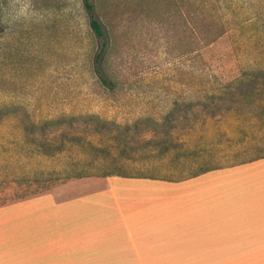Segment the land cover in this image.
<instances>
[{
    "label": "rangeland",
    "instance_id": "1",
    "mask_svg": "<svg viewBox=\"0 0 264 264\" xmlns=\"http://www.w3.org/2000/svg\"><path fill=\"white\" fill-rule=\"evenodd\" d=\"M90 2L94 14L84 0H0V106L34 121L96 115L126 124L142 118L139 133L116 135L135 149L120 158L111 147L115 133L106 129L87 136L101 149L68 144L47 156L26 143L17 119L6 118L0 121V206L63 195L80 180L75 174L113 171V159L123 175L186 177L264 153V90L241 99L229 114L205 117L214 107L190 112L182 105L187 118L175 128L153 121L174 102H195L211 87L264 68V0ZM92 15L112 25L106 54L112 87L97 71L103 39L90 27ZM195 20L201 28L209 24L203 37ZM197 35L200 43L193 42Z\"/></svg>",
    "mask_w": 264,
    "mask_h": 264
},
{
    "label": "crops",
    "instance_id": "2",
    "mask_svg": "<svg viewBox=\"0 0 264 264\" xmlns=\"http://www.w3.org/2000/svg\"><path fill=\"white\" fill-rule=\"evenodd\" d=\"M74 183L0 207V264H264V158Z\"/></svg>",
    "mask_w": 264,
    "mask_h": 264
},
{
    "label": "trees",
    "instance_id": "3",
    "mask_svg": "<svg viewBox=\"0 0 264 264\" xmlns=\"http://www.w3.org/2000/svg\"><path fill=\"white\" fill-rule=\"evenodd\" d=\"M85 7L89 12H95L94 4H91L90 0H84ZM205 21V20H203ZM194 30L198 29V32L204 31L206 26H209L208 23L203 22L204 26L201 28V24L198 21H194ZM90 27L94 32V35L100 39H103V44L100 53L96 58L97 71L100 75L101 81L103 85L107 87H112V76L110 74V69L106 66V54L110 49L109 38L110 32H113L112 25L107 18H95L94 15L91 17ZM111 28V29H110ZM202 33V32H201ZM108 34V35H107ZM213 34H210L212 37ZM216 35V34H215ZM214 35V36H215ZM221 34L215 36L211 41L214 42ZM203 37V33H202ZM204 39H208L204 38ZM210 41V40H209ZM194 43H200V39L194 36ZM264 90V68L261 69H250L246 70L242 73V75L232 78L228 82L222 84L219 87H211L209 90H206L205 96L199 98L197 101L184 102L183 104L179 102H174L172 104L171 109L168 113L164 114L160 120H153L158 126H162L166 128V126H170L168 129H173L178 126V123L183 121L184 117L181 107L185 105L188 111H194L195 108L204 107L211 108L212 110L206 112L205 117H217L220 115H225L233 112L237 107L238 103L241 99L250 98L253 93L256 91ZM242 101V100H241ZM264 103V102H263ZM250 105V104H249ZM264 105V104H263ZM226 107V108H224ZM264 107V106H263ZM224 108V109H223ZM14 117L18 120L22 132L24 134V139L26 143L33 147L36 151L43 155H56L63 153L67 150V145L70 146L84 144L87 143L89 147H92L96 150L97 146L94 145L93 141H87V136H95L100 135L102 131L108 129L110 130V134L115 133L113 139L116 141L114 143V149H116L120 155H123L120 158H128L129 156H124V153L131 151L134 148V144L132 142H121L119 137L116 136L117 132L120 130L122 133L126 135H134L139 133L140 124L143 122L142 118H138L133 122L126 124H117L115 121H108L101 119L96 115H86L81 116V119L76 117H59L50 120H40L34 121L31 120L28 116L22 115L19 110L12 108L10 106H0V121ZM76 123H75V122ZM68 123L69 126L75 123V128L71 129L68 127H64V124ZM57 126L59 128H57ZM97 127V128H94ZM78 127V128H77ZM55 128V129H54ZM80 128V129H79ZM101 149V148H99ZM264 158V153L255 158H252L248 161H242L236 164H233L229 167H233L236 165L245 164L248 162L256 161ZM112 164L114 165L113 171H104L101 174H75L74 178L83 179L90 178L94 176L98 177H112V176H120V177H130L128 175H123L119 172V160L113 159ZM220 169L218 167L213 168H204L197 173H194L191 176L199 175L211 170ZM146 175H135L134 177H144ZM132 177V176H131ZM152 177V176H151ZM154 177V176H153ZM0 207H3L2 205Z\"/></svg>",
    "mask_w": 264,
    "mask_h": 264
}]
</instances>
